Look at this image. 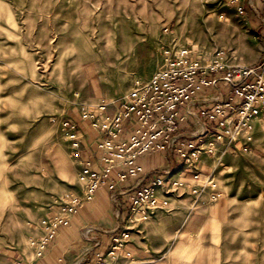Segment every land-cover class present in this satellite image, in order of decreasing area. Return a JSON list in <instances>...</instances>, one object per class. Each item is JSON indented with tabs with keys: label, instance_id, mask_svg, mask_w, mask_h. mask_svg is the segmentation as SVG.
Wrapping results in <instances>:
<instances>
[{
	"label": "rangeland",
	"instance_id": "rangeland-1",
	"mask_svg": "<svg viewBox=\"0 0 264 264\" xmlns=\"http://www.w3.org/2000/svg\"><path fill=\"white\" fill-rule=\"evenodd\" d=\"M247 8L223 0H0V264L32 263L40 220L77 191L61 121L78 119L80 104L126 95L158 68L166 45L205 63L223 49L228 63L264 73V23ZM224 143L199 180L225 205L223 221L210 222L212 264H264V123ZM175 242L165 249L173 247L171 264H192L200 243Z\"/></svg>",
	"mask_w": 264,
	"mask_h": 264
},
{
	"label": "built area",
	"instance_id": "built-area-1",
	"mask_svg": "<svg viewBox=\"0 0 264 264\" xmlns=\"http://www.w3.org/2000/svg\"><path fill=\"white\" fill-rule=\"evenodd\" d=\"M245 11L244 0H223ZM263 9L249 8L264 23ZM167 31V27H164ZM225 85V87H223ZM215 90L214 95L206 93ZM200 109L197 111L195 107ZM113 111L110 112V108ZM192 121L191 130L179 129L181 123ZM209 121L210 123H207ZM252 121L264 123V73L253 64H231L223 49H217L208 62L191 55L186 47L166 45L161 51L159 66L145 79H137L126 95L109 102L99 99L95 104L82 103L78 120L63 118L61 125L70 156L77 161L80 191H67L57 206L40 220V235L30 239L35 257L45 254L47 244L58 227L69 225L84 202L94 198L100 186H106L109 197L120 208L118 197L127 190H117L118 182L133 179L138 174L153 177L149 186L134 187L131 205L123 224L104 231L110 237L105 252L96 253V262L87 258L74 263L132 264V254L125 247L130 233L160 207L171 205L160 198L156 189L169 194L182 188L181 182L170 178L173 168L145 170L140 156L163 152L171 163L184 165L193 174L191 191H203L207 179L199 182L197 164L202 154H215L219 145L230 144L250 132ZM79 122H86L95 132L94 147L99 152L96 168L82 158L83 134ZM116 169V178L111 177ZM91 229L87 228L86 233ZM100 242L95 240L93 247ZM92 248L85 251L88 255ZM14 264H31L24 260ZM55 264H63L58 261ZM73 264V263H71Z\"/></svg>",
	"mask_w": 264,
	"mask_h": 264
},
{
	"label": "crops",
	"instance_id": "crops-1",
	"mask_svg": "<svg viewBox=\"0 0 264 264\" xmlns=\"http://www.w3.org/2000/svg\"><path fill=\"white\" fill-rule=\"evenodd\" d=\"M244 2L245 6L248 7L247 9H250L249 3L253 5L255 10L261 11L263 9L262 0H249V3L248 0H244ZM250 13L255 16L251 9ZM206 93L214 95L215 90L207 88ZM195 109L198 111L200 107L196 106ZM112 111L113 107H110V112ZM79 123L83 134L82 158L90 160L96 168L99 152L94 147L95 132L86 122ZM207 123L210 122L207 121ZM256 123L258 122H251V129ZM191 128L192 121L190 119L179 126L182 131L191 130ZM85 144H87L86 147ZM210 158L209 154L201 155L197 164L200 176H208L205 172L209 169ZM138 161L145 170L172 167L174 171L170 178L181 182L182 188L169 194H164V191L156 189L155 193L158 197L167 198L171 205L158 208L146 221L131 231L130 240L125 248L132 254V264H171L170 257L167 256H171L173 247L167 252L165 249L172 239H176V242L179 240L189 243L199 242L200 247L192 264H212L216 259L217 247L212 245L210 222L212 218L218 222L223 221L225 213L223 202L212 192H192L191 186L195 185L193 174L180 163L172 164L163 152L142 155ZM116 173L117 170L114 169L111 173L113 179L116 178ZM152 180L153 177H144L141 173L133 179L118 182L117 190H127L125 194L118 197L119 209L109 197L110 191L107 187L100 186L95 191L93 200L82 204L71 218L69 225L57 228L55 237L47 244L45 254L35 257L31 264H55L58 261L63 264H75L76 260L85 258L95 263L97 260L96 253L105 252L110 241L109 235L104 231L114 228L117 224H123L131 205V197L135 193L134 187L137 184L140 188L149 186ZM77 191H80L79 187H77ZM214 201L216 202L214 203ZM87 228L91 229L88 233H86ZM95 240H98L100 244L93 247ZM88 248H92V251L85 255L84 253ZM86 262L82 264H86Z\"/></svg>",
	"mask_w": 264,
	"mask_h": 264
},
{
	"label": "bare ground",
	"instance_id": "bare-ground-1",
	"mask_svg": "<svg viewBox=\"0 0 264 264\" xmlns=\"http://www.w3.org/2000/svg\"><path fill=\"white\" fill-rule=\"evenodd\" d=\"M109 102H112V101H109ZM110 108V107H109Z\"/></svg>",
	"mask_w": 264,
	"mask_h": 264
}]
</instances>
